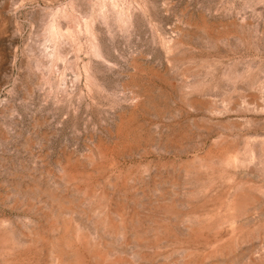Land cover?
<instances>
[{"label": "rangeland", "instance_id": "rangeland-1", "mask_svg": "<svg viewBox=\"0 0 264 264\" xmlns=\"http://www.w3.org/2000/svg\"><path fill=\"white\" fill-rule=\"evenodd\" d=\"M0 264H264V0H0Z\"/></svg>", "mask_w": 264, "mask_h": 264}]
</instances>
